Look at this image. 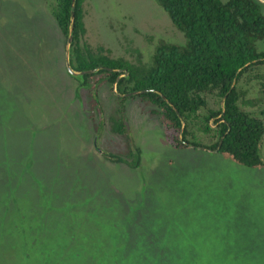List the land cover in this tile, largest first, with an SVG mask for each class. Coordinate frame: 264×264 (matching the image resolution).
I'll return each instance as SVG.
<instances>
[{
  "label": "rangeland",
  "instance_id": "1",
  "mask_svg": "<svg viewBox=\"0 0 264 264\" xmlns=\"http://www.w3.org/2000/svg\"><path fill=\"white\" fill-rule=\"evenodd\" d=\"M55 5L0 0V264H264V167L172 147L141 97L126 101L141 167L107 157H127L112 128L115 89L99 86L97 128L94 82L69 73ZM83 11L81 42L134 65L151 66L161 42L187 41L157 0H84ZM239 88L240 106L264 119L252 73ZM207 99L220 107L215 93ZM202 123L190 122V138L216 142Z\"/></svg>",
  "mask_w": 264,
  "mask_h": 264
},
{
  "label": "trees",
  "instance_id": "2",
  "mask_svg": "<svg viewBox=\"0 0 264 264\" xmlns=\"http://www.w3.org/2000/svg\"><path fill=\"white\" fill-rule=\"evenodd\" d=\"M170 15L173 23L184 32L185 44L161 42L156 47L153 63L149 67L134 65L124 58L112 57L100 47L94 51L82 43L86 33L83 3L77 0L75 9L74 41L71 47V64L75 70L99 68L96 73L82 76L88 83L97 75L91 87V106L100 112L97 128L104 124L103 111L98 98V88L103 82H117L120 93L131 97H117L114 132L127 139L126 156L109 152L106 156L132 168L142 165V149L131 136L126 115V100L141 97L156 108L152 115L159 118L166 140L176 149L189 144L206 146L189 139L190 122L202 115L203 131L215 130L218 140L206 147L218 149L226 158L239 164L262 168L264 160L261 146L264 139V119L244 110L239 101L243 95L240 81L252 73V79L261 86L264 101V71L254 72L264 66V50L257 42L264 39V12L257 0H157ZM73 0H56L53 15L68 37L71 27ZM118 68L128 69L129 74ZM77 78V77H76ZM137 94H133L136 92ZM215 93L220 107L213 109L207 100ZM225 101L223 109L222 103ZM183 121L186 126L183 128ZM211 121L215 126L211 125ZM22 230L21 228H19ZM25 235L24 232L19 231Z\"/></svg>",
  "mask_w": 264,
  "mask_h": 264
},
{
  "label": "flooded vegetation",
  "instance_id": "3",
  "mask_svg": "<svg viewBox=\"0 0 264 264\" xmlns=\"http://www.w3.org/2000/svg\"><path fill=\"white\" fill-rule=\"evenodd\" d=\"M68 68V67H67ZM93 69H97L96 71H93V72H86V73H84L82 76H84V75H86V74H88V73H96L97 71H99V68H93ZM88 70H92V69H88ZM88 70H78V71H88ZM117 70H119L120 72H125V74H122L121 76H119L118 77V79H120L122 76H124V75H126V70H128V69H122V68H118ZM69 71V70H68ZM129 71V70H128ZM70 73V72H69ZM71 74V73H70ZM72 75V74H71ZM128 75V74H127ZM126 75V76H127ZM73 77H75L76 78V76H74V75H72ZM98 76V78L97 79H99L100 78V76L99 75H97ZM96 76V77H97ZM78 81H79V83L80 82H82L83 80H80V79H78V78H76ZM90 82H94V84H95V82H96V79H95V81H94V79H92ZM89 82V83H90ZM106 82H108V81H106ZM105 82V83H106ZM82 83H84V81L82 82ZM88 83V84H89ZM109 83H111V82H109ZM81 84V83H80ZM93 84V85H94ZM112 84V83H111ZM81 85H83V84H81ZM102 85V84H101ZM83 86H86V85H83ZM112 86H113V88L115 89V92H116V96L117 97H119L120 95H126V96H128V97H131V95L129 96L128 94L129 93H127V94H124V93H120L119 91H118V87H117V82L116 83H114V84H112ZM91 90V89H90ZM133 94H137V91H136V93H134L133 92ZM137 97H139V96H137ZM98 98H99V88H98ZM136 98V97H135ZM128 100V99H127ZM126 100V101H127ZM208 100V99H207ZM100 101V100H99ZM90 103H91V101H90ZM209 103V102H208ZM125 105H126V103H125ZM202 111V110H201ZM126 115H127V106H126ZM201 117H202V115H201ZM129 118V117H128ZM127 118V119H128ZM203 118V117H202ZM212 122L213 121H211V125H212ZM184 123H185V121H184ZM128 124H129V119H128ZM129 126H130V124H129ZM185 126H186V123H185ZM130 130H131V136L133 137V132H132V128H131V126H130ZM191 132V131H190ZM190 136H191V134H190ZM190 136H189V139L190 140H193V141H196V140H194V139H191L190 138ZM97 139H98V137H95V147L98 149V151H100L101 153H103V154H105L106 152L105 151H103V150H101L100 149V147L97 145ZM135 142V141H134ZM196 142H199V141H196ZM169 143V142H168ZM199 143H201V142H199ZM215 143V142H214ZM136 144V143H135ZM203 145H206V146H208V145H211V144H204V143H202ZM213 144V143H212ZM137 145V144H136ZM138 146V145H137ZM206 146H197V145H195V144H189V146L188 147H196V148H203V149H208V150H212V151H217L218 152V150H219V148L218 149H214V148H208V147H206ZM173 147V146H172ZM141 148V147H140ZM106 155V154H105Z\"/></svg>",
  "mask_w": 264,
  "mask_h": 264
},
{
  "label": "water",
  "instance_id": "4",
  "mask_svg": "<svg viewBox=\"0 0 264 264\" xmlns=\"http://www.w3.org/2000/svg\"><path fill=\"white\" fill-rule=\"evenodd\" d=\"M76 2L77 0H73L72 2V15H71V27H70V31H69V34H68V37H67V44H66V57H67V67H68V70L69 72L76 76L78 79L80 80H83L82 79V75L86 72H93V71H96L97 69H92V70H88V71H78V70H75L73 67H72V64H71V60H70V57H71V47H72V44H73V41H74V26H75V9H76ZM129 74V71L126 70V75ZM136 93V92H134ZM129 96L131 95V93L128 94ZM222 106H223V109H224V106H225V101L223 100V103H222ZM185 127V123L183 121V128Z\"/></svg>",
  "mask_w": 264,
  "mask_h": 264
}]
</instances>
